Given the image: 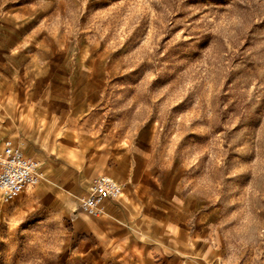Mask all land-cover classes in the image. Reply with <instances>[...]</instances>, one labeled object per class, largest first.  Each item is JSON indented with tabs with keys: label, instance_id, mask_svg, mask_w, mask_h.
Wrapping results in <instances>:
<instances>
[{
	"label": "rangeland",
	"instance_id": "374dc122",
	"mask_svg": "<svg viewBox=\"0 0 264 264\" xmlns=\"http://www.w3.org/2000/svg\"><path fill=\"white\" fill-rule=\"evenodd\" d=\"M6 28L95 64L97 126L182 190L205 264H264V0H0ZM60 194L44 177L0 201V264H124L77 230L95 218L79 193L68 208Z\"/></svg>",
	"mask_w": 264,
	"mask_h": 264
},
{
	"label": "crops",
	"instance_id": "0c3cea01",
	"mask_svg": "<svg viewBox=\"0 0 264 264\" xmlns=\"http://www.w3.org/2000/svg\"><path fill=\"white\" fill-rule=\"evenodd\" d=\"M44 33L0 30V143L9 138L39 160L44 177L68 190L66 198L60 194L63 207L98 174L121 184V197L106 201L99 217L75 218L77 230L100 237L97 245L114 255L107 260L207 263L182 190L157 186L154 166L139 146L97 126L91 112L99 101L95 64L84 57L55 62V42Z\"/></svg>",
	"mask_w": 264,
	"mask_h": 264
},
{
	"label": "built area",
	"instance_id": "2783aa9c",
	"mask_svg": "<svg viewBox=\"0 0 264 264\" xmlns=\"http://www.w3.org/2000/svg\"><path fill=\"white\" fill-rule=\"evenodd\" d=\"M44 178L41 163L25 154L20 143L7 138L0 143V201L10 202L37 186ZM122 195L121 184L108 174H98L90 181L78 198V210L98 217L104 212L108 200Z\"/></svg>",
	"mask_w": 264,
	"mask_h": 264
}]
</instances>
